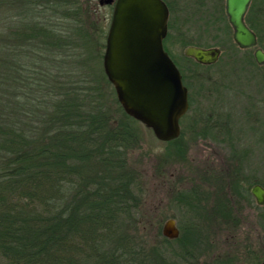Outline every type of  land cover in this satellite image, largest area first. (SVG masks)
<instances>
[{"label":"trees","instance_id":"obj_1","mask_svg":"<svg viewBox=\"0 0 264 264\" xmlns=\"http://www.w3.org/2000/svg\"><path fill=\"white\" fill-rule=\"evenodd\" d=\"M4 1L0 264H181L185 253L194 250L192 243L182 256L169 249L172 258L156 257L136 243L126 224L125 218L139 206L132 192L138 189V178L126 168L125 158L136 120L124 112L115 95L108 106L101 104L95 76L80 72L67 78L62 75L65 68L68 73L67 65L56 62L71 54L62 48L74 45L75 32L69 34L55 21L58 17L80 21L82 6L76 0L71 8L67 0L49 3L47 8L39 0H16L23 8L16 19ZM51 6L60 16L47 15ZM263 15L252 12L247 22L264 50ZM29 21L34 24L31 31L25 28ZM36 52L41 60L33 59ZM177 66L187 83L184 70ZM238 178L234 171L227 179L228 189L239 191ZM222 196L214 194V209L226 214ZM162 239L170 245L178 238Z\"/></svg>","mask_w":264,"mask_h":264},{"label":"rangeland","instance_id":"obj_2","mask_svg":"<svg viewBox=\"0 0 264 264\" xmlns=\"http://www.w3.org/2000/svg\"><path fill=\"white\" fill-rule=\"evenodd\" d=\"M168 1L173 9L169 17L173 40L168 48L184 70L187 84L192 83L191 73L197 76L200 97L180 120L177 141H160L143 123L132 122L135 137L125 158L126 168L138 178V189L132 192L139 206L122 218L127 219L136 243L156 257L171 256L174 250L182 256L192 243L194 250L185 253L181 264H264V205L247 194L255 183L264 187V65L254 63L251 49H241L233 42L232 30L219 10L224 0ZM1 2L2 14L7 7ZM53 2L60 4L61 0H39L46 8ZM73 2L67 0L66 6L73 7ZM252 3L258 7L264 0ZM6 4L19 19L23 13L19 3ZM76 4L84 11L80 21L61 19L52 6L48 10L47 15L58 17L55 22L69 34L75 32L74 45L62 48L71 54L56 62L67 65L68 73L66 68L62 73L67 78H76L80 72L95 76L101 104L108 106L112 95L116 96L103 69L112 8L98 0H76ZM15 23L18 26L20 21ZM33 25L29 21L25 28L31 31ZM190 44L219 46L222 53L210 67L197 66L184 54ZM39 56L36 52L33 59ZM204 114H211L220 124L213 138L202 137L204 126L192 122ZM234 171L239 176L238 192L227 184ZM215 193L224 196L226 214L215 211ZM169 218L179 228L178 239L170 245L162 239Z\"/></svg>","mask_w":264,"mask_h":264},{"label":"water","instance_id":"obj_3","mask_svg":"<svg viewBox=\"0 0 264 264\" xmlns=\"http://www.w3.org/2000/svg\"><path fill=\"white\" fill-rule=\"evenodd\" d=\"M112 4L113 11L105 40L103 69L113 85L124 112L153 131L160 141L181 135L180 120L188 110V90L182 73L163 47L168 29L169 10L163 0H98ZM251 0H225V13L232 27L234 42L242 49L254 48L259 65L264 50L255 32L246 24L245 14ZM186 56L203 64L214 63L218 47L188 45ZM251 194L264 205V187L255 183ZM162 234L176 238L179 228L173 218L165 221Z\"/></svg>","mask_w":264,"mask_h":264},{"label":"flooded vegetation","instance_id":"obj_4","mask_svg":"<svg viewBox=\"0 0 264 264\" xmlns=\"http://www.w3.org/2000/svg\"><path fill=\"white\" fill-rule=\"evenodd\" d=\"M165 2V4L167 5L168 7V10H169V16H168V29H167V33H166V36L163 38V47H164V50L168 53V55L174 60L175 62V59L173 58V55L171 54V51L169 50L168 48V42L172 44V35H171V31H170V21H169V17H170V13L172 12V5L170 4V2L168 0H163ZM253 0H251V3L249 5V8L245 14V22L246 24L249 26L248 22H247V17L248 15H250L252 12H255V13H264V5H261V6H258V7H254V4L252 3ZM103 5H109L111 6L112 8V11H113V6H114V3L112 4H103ZM219 9V8H218ZM221 10V14L222 16L224 17V22L226 23V25H228L231 30H232V27L230 25V23L228 22V19H227V16H226V13H225V0H224V4H222L220 6V9ZM112 15V13H111ZM111 20V18H110ZM250 27V26H249ZM251 28V27H250ZM252 29V28H251ZM253 30V29H252ZM254 31V30H253ZM255 32V31H254ZM256 34V32H255ZM257 36V34H256ZM233 38V37H232ZM234 42V40H233ZM257 42H258V39H257ZM235 43V42H234ZM236 44V43H235ZM190 45H195V46H200V47H204V48H208V47H218L220 50H221V53H222V49L219 47V46H208V47H205V46H201V45H197V44H190ZM237 45V44H236ZM237 47H239L237 45ZM240 48V47H239ZM242 49V48H241ZM247 49H251L252 51H254V48H247ZM221 56V54H220ZM219 56V58H220ZM192 62H194L195 65L197 66H204V67H210L211 65L215 64L219 58L214 62V63H211V64H203V63H200L198 61H196L194 58L192 57H189L187 56ZM253 58H254V55H253ZM254 62L257 64V62L255 61V58H254ZM176 63V62H175ZM258 65V64H257ZM264 65V64H263ZM180 69V68H179ZM181 71V70H180ZM182 73V72H181ZM182 78H183V74H182ZM195 78H197V76H195L194 73H191V78H190V81L192 82L191 84H187L183 81V83L185 84V86L187 87V90H188V110L187 112L189 111V109L193 106V104L196 102H198V99L200 97V87L197 86V84H195ZM193 88V89H192ZM194 110V109H193ZM186 112V113H187ZM195 113H198L196 110H194ZM208 113H212L210 111H207ZM186 115V114H185ZM208 115H211V114H208ZM208 115L204 114L202 115V117H193L192 118V122L194 124H202L204 126V129H203V136L202 137H206V138H209L210 136L213 138L214 136H216V132H218L217 128L219 127V123L218 121H216L215 119H212L210 118ZM250 196H253L251 194V189H250ZM254 197V196H253ZM255 199V198H254ZM256 202V200H255ZM257 203V202H256ZM259 205V204H258Z\"/></svg>","mask_w":264,"mask_h":264}]
</instances>
